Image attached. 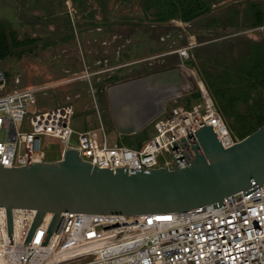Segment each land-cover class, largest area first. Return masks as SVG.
I'll list each match as a JSON object with an SVG mask.
<instances>
[{
	"label": "built area",
	"instance_id": "obj_1",
	"mask_svg": "<svg viewBox=\"0 0 264 264\" xmlns=\"http://www.w3.org/2000/svg\"><path fill=\"white\" fill-rule=\"evenodd\" d=\"M191 47L173 53L181 61L193 59ZM5 87L0 69V164L4 168L45 162L46 138L59 141L60 157L65 150L75 149L83 161L98 168L145 170L172 169V142L181 151V139L210 124L224 148L238 141L202 81L195 82L202 102L186 107L174 99L153 121L154 133L140 148L109 143L102 124L75 131L71 105L28 111L37 104V89L6 92ZM223 203L216 208L208 204L183 212L134 216L62 212L46 245L41 243L53 213L42 215L29 244H24L37 211L12 209L13 244H9L6 208L0 207V264H264V187L247 195L238 192Z\"/></svg>",
	"mask_w": 264,
	"mask_h": 264
},
{
	"label": "rangeland",
	"instance_id": "obj_2",
	"mask_svg": "<svg viewBox=\"0 0 264 264\" xmlns=\"http://www.w3.org/2000/svg\"><path fill=\"white\" fill-rule=\"evenodd\" d=\"M208 1L214 6L208 16L219 20L222 24L219 28L180 20L157 25L144 18L142 0H87V11L95 13L93 19L72 0H0V30L12 44L9 55L0 59L5 91L37 89V104L28 111L71 105L75 131L94 129L102 124L109 143L121 145L125 143L124 136L134 135L120 133L129 125L121 122L119 116L135 114L141 121L142 114L137 113L142 111L140 105L151 99L156 105L160 103L162 109L142 130L149 139L154 133L153 121L173 104L174 99L186 107L202 102L190 96L198 91L195 82L201 81L202 70L214 75L224 66L237 65L248 42L264 43V29L258 30L264 27V22H259L264 20V0ZM147 38H158L159 51L171 54L166 56V61L159 58L165 53L159 54L156 50L147 53L146 49L154 45L153 41L149 44ZM13 39L23 44L13 43ZM28 39L36 41L27 43ZM183 42L185 46L180 45ZM189 44H192L189 53L193 59L179 60L173 51ZM172 60H176L175 63ZM180 64L183 68L178 66ZM167 66L168 70H158ZM174 69L182 74L184 81L193 84L188 90L179 92V96L161 102L164 97L152 99L148 94L136 101V105H133L135 100H130L129 108L123 102L113 107L108 92L112 87L145 77L146 73L161 74ZM111 77L117 80L111 81ZM158 80L138 81L130 83V87H139L144 93L146 87H152L154 92L160 90L153 87L160 86L161 80ZM173 81L180 82V79L171 77V84ZM253 95L256 97L259 93L253 91ZM226 120L231 124L234 116H227ZM234 136L236 138V134ZM43 149L46 161L61 158L58 140L46 138Z\"/></svg>",
	"mask_w": 264,
	"mask_h": 264
},
{
	"label": "water",
	"instance_id": "obj_3",
	"mask_svg": "<svg viewBox=\"0 0 264 264\" xmlns=\"http://www.w3.org/2000/svg\"><path fill=\"white\" fill-rule=\"evenodd\" d=\"M168 73L182 77L177 69ZM168 73L116 85L109 89V96L112 90L125 92L130 83L155 81ZM173 96L165 95L161 102ZM161 109L145 122L135 114H121L120 121L129 128H120V133L141 132ZM172 145V169L98 168L83 161L75 149L65 150L54 161L14 168L0 164V207L6 208L9 244H13L14 208L37 211L24 244H29L42 215L54 214L41 243L46 245L62 212L134 216L183 212L208 204L216 208L233 194L243 191L247 195L264 187V123L229 148L222 146L211 124L181 139V151L178 144Z\"/></svg>",
	"mask_w": 264,
	"mask_h": 264
},
{
	"label": "trees",
	"instance_id": "obj_4",
	"mask_svg": "<svg viewBox=\"0 0 264 264\" xmlns=\"http://www.w3.org/2000/svg\"><path fill=\"white\" fill-rule=\"evenodd\" d=\"M72 1L78 2L81 9L86 12V16L93 19L95 13L87 11L88 7L85 5L87 0ZM213 8L208 0H142L144 18L157 24L180 20L184 23L195 21L196 24L206 28H219L222 25L219 20L214 16H208ZM259 22L262 23L264 20ZM68 24L70 28L69 20ZM12 41L18 45L23 44V41H15V39ZM35 41L28 39L27 43ZM198 41L201 42V39L198 38ZM10 42L0 30V59L9 55L12 46ZM185 43L183 42L182 46H185ZM248 43L250 46L247 45L246 50L242 52L239 64L224 66L214 75L202 70L201 76V81L230 135L240 140L264 123V43ZM110 80L114 81L117 78L111 77ZM253 91L258 92L259 95L254 97ZM190 96L195 100H201L198 91ZM242 105L245 107L244 110ZM227 116H234L231 124L226 120ZM123 139H125L123 145H129V148H140L148 140L144 131L134 136H124Z\"/></svg>",
	"mask_w": 264,
	"mask_h": 264
},
{
	"label": "bare ground",
	"instance_id": "obj_5",
	"mask_svg": "<svg viewBox=\"0 0 264 264\" xmlns=\"http://www.w3.org/2000/svg\"><path fill=\"white\" fill-rule=\"evenodd\" d=\"M171 77H175L177 79H180V83L179 84H174L175 85L174 86L170 82L171 81ZM158 79L161 80V81L158 80L159 82L157 81L160 86H153V87H156V89L159 88L160 90L163 89V91L155 90L154 92H152L151 91L153 89L152 87L151 88L146 87L147 90L144 93V91H142V89L139 88V87L137 89H134L132 87H130V88L128 87V88H129L130 92H134L135 91L138 94L136 96V98H135L137 100V99H140V98L142 99L143 95H148V94L153 96V97L154 96L155 97H164L165 95H175L176 96V95H178L179 92H181L183 90H186L187 88L190 87V83L188 82V80L184 81V79L181 76H178V74H176V73H168V74L163 75L162 77H159ZM140 83H143V82H140ZM148 90H150L151 92L148 91ZM113 91H115V90H113ZM117 91L118 90H116L115 92H117ZM150 100L151 99H149L148 102L146 100L145 104H141L140 105L141 106L140 109H142V111H141V113L140 112L139 113L142 114V115H145V116H142L141 122H143V121L145 122L147 120V118H150L152 115H154L155 112H158L161 109L160 108L161 105H159L160 103L158 105H156V103H153V100H152V102H150ZM128 104L131 105V101H129Z\"/></svg>",
	"mask_w": 264,
	"mask_h": 264
},
{
	"label": "crops",
	"instance_id": "obj_6",
	"mask_svg": "<svg viewBox=\"0 0 264 264\" xmlns=\"http://www.w3.org/2000/svg\"><path fill=\"white\" fill-rule=\"evenodd\" d=\"M156 24V23H155ZM157 25H160V24H157ZM158 40V38H156L155 40L153 39H151V38H147V42L150 44V42L151 41H153L152 42V44H154V45H151V47H149L148 49H146V51H147V53L149 54L150 52H151V50H156V51H159V49L158 48H160L159 46H158V44H159V41H157ZM158 42V43H157ZM180 45H182V44H180ZM162 47V46H161ZM134 49V48H133ZM158 49V50H157ZM137 51H138V49H137ZM166 51H159V54H161V53H165ZM169 55H171V54H167V53H165V54H162V55H159V58H161V57H163L162 58V60H164V61H166L167 59H168V57H166V56H169ZM179 58V57H178ZM179 60H180V58H179ZM172 61H174L173 63H175V61L176 60H172ZM172 62H170L168 65L169 66H171V64H173ZM169 66H167L166 68L164 67H162V68H158V70H160V71H165V70H168L169 69ZM170 71H172V70H170ZM169 71H166V72H162L161 74H159V73H146V75L147 76H145V77H142V78H138V79H136V80H139V79H144V78H147V77H150V76H152V75H162V74H164V73H168ZM135 80V81H136ZM178 83L177 84H179L180 82L179 81H177ZM130 92V90H127V91H125V92H122V91H118V92H115V91H110V94L112 95V97H111V99H112V105H113V107L114 106H118V104H121L122 102L124 103V104H128V102L132 99V100H136L135 98H136V96L138 95L135 91L134 92ZM126 93V94H125ZM134 93V94H133ZM129 94V95H128ZM114 95H116V96H114ZM120 96V97H119ZM130 98V99H129ZM127 99V100H126ZM141 99V98H140ZM140 99H137L136 101H139ZM143 99V98H142ZM136 101H135V103H133V105H136L137 103H136ZM145 104V103H144ZM140 109V108H139ZM139 111V110H138ZM137 113H139V112H137ZM136 118V117H135ZM147 120H149V118H147ZM146 120V121H147ZM127 128V127H126ZM135 146V145H134ZM135 148V147H134Z\"/></svg>",
	"mask_w": 264,
	"mask_h": 264
},
{
	"label": "flooded vegetation",
	"instance_id": "obj_7",
	"mask_svg": "<svg viewBox=\"0 0 264 264\" xmlns=\"http://www.w3.org/2000/svg\"><path fill=\"white\" fill-rule=\"evenodd\" d=\"M136 119H137V118H136ZM136 119H135V120H136Z\"/></svg>",
	"mask_w": 264,
	"mask_h": 264
}]
</instances>
